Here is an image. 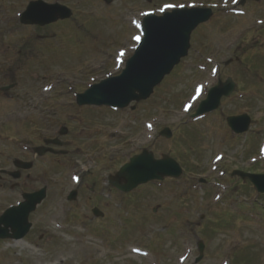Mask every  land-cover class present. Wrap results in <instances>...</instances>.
I'll use <instances>...</instances> for the list:
<instances>
[{
    "label": "rangeland",
    "instance_id": "rangeland-1",
    "mask_svg": "<svg viewBox=\"0 0 264 264\" xmlns=\"http://www.w3.org/2000/svg\"><path fill=\"white\" fill-rule=\"evenodd\" d=\"M29 1L0 0V89L13 85L0 91V169L12 171L16 158L33 163L20 179L1 175L0 215L22 192L44 185L46 198L21 243L0 241V264H264V194L230 176L264 173V0H44L73 14L43 27L19 23ZM166 3L213 11L192 31L187 56L133 109L77 106L75 93L119 74L143 13ZM227 78L234 91L194 120ZM240 115L250 125L235 136L225 119ZM60 124L66 154L35 160L24 147L59 138ZM144 149L173 158L181 174L118 193L107 178Z\"/></svg>",
    "mask_w": 264,
    "mask_h": 264
},
{
    "label": "water",
    "instance_id": "water-1",
    "mask_svg": "<svg viewBox=\"0 0 264 264\" xmlns=\"http://www.w3.org/2000/svg\"><path fill=\"white\" fill-rule=\"evenodd\" d=\"M106 0V3H109ZM212 15L210 9L181 8L171 12L162 13L160 16L149 15L143 18L141 32L142 40L133 55L126 61L120 75L107 78L93 85L84 93L77 95V104L89 106H107L123 109L131 102L147 99L153 88L158 85L165 75L187 55L191 32L200 24L206 22ZM71 16V11L61 5H48L41 0L30 2L20 22L23 25L45 26L57 20H64ZM227 64V63H226ZM234 89L230 79L225 83L218 82L200 103L196 116L215 110L221 97L229 96ZM7 90V89H3ZM229 127L235 133H242L248 129L247 116L227 118ZM66 133L63 128L60 135ZM160 135L169 138L171 132L164 129ZM46 143L60 146L58 140ZM46 151L52 152L47 148ZM45 151H38L39 155ZM29 169L30 164L15 162V166ZM181 174L179 165L169 158L155 160L152 153L143 150L141 154L133 156L128 163L123 165L114 177L109 178L110 183L122 192H129L137 186L165 177L177 178ZM13 178L17 174H10ZM231 175L248 179L258 193L264 194V175H250L234 171ZM74 193L70 195L73 199ZM45 197V190L41 189L31 194H23V201L17 206L10 207L0 216V239L19 240L24 237L30 228L28 216ZM202 244L198 250L202 253Z\"/></svg>",
    "mask_w": 264,
    "mask_h": 264
},
{
    "label": "flooded vegetation",
    "instance_id": "flooded-vegetation-1",
    "mask_svg": "<svg viewBox=\"0 0 264 264\" xmlns=\"http://www.w3.org/2000/svg\"><path fill=\"white\" fill-rule=\"evenodd\" d=\"M61 23H64V22H61ZM38 37V36H37ZM31 109L32 110H35V107L34 105L31 106ZM38 109V107L36 108ZM39 114H42L39 110L38 112ZM45 118V117H44ZM46 139H50V137H46V136H42L39 140H38V143H31V144H28V148L32 151V153H34V150L37 149V148H42V146L44 145V141ZM28 176V175H27ZM19 177L21 178L22 177V174L20 173Z\"/></svg>",
    "mask_w": 264,
    "mask_h": 264
},
{
    "label": "snow or ice",
    "instance_id": "snow-or-ice-1",
    "mask_svg": "<svg viewBox=\"0 0 264 264\" xmlns=\"http://www.w3.org/2000/svg\"><path fill=\"white\" fill-rule=\"evenodd\" d=\"M186 6H187V7H195V5H183V4L179 5L180 8H184V7H186ZM175 7H177V5L166 3V4H164L163 7H161V8L159 9V11H160L161 13H163V12H165L166 10L173 9V8H175ZM143 15H145V16H149V15H151V14H150V13H143ZM136 39L139 40V37H136ZM197 92H199V89H197ZM185 110H187V108H186Z\"/></svg>",
    "mask_w": 264,
    "mask_h": 264
},
{
    "label": "bare ground",
    "instance_id": "bare-ground-1",
    "mask_svg": "<svg viewBox=\"0 0 264 264\" xmlns=\"http://www.w3.org/2000/svg\"><path fill=\"white\" fill-rule=\"evenodd\" d=\"M15 243L18 244V243H21V241H16ZM15 246H17V245H15Z\"/></svg>",
    "mask_w": 264,
    "mask_h": 264
}]
</instances>
